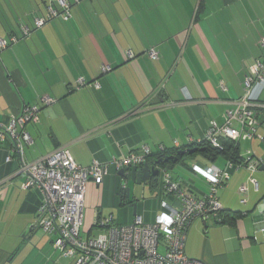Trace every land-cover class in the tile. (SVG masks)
<instances>
[{
	"label": "crops",
	"instance_id": "crops-1",
	"mask_svg": "<svg viewBox=\"0 0 264 264\" xmlns=\"http://www.w3.org/2000/svg\"><path fill=\"white\" fill-rule=\"evenodd\" d=\"M71 12L69 20L54 18L0 52V122L8 124L27 104L42 105L43 96L56 99L42 106L37 124L27 126L33 141L26 158L68 146L80 165L109 163L102 182L87 184L91 231L96 215L105 217L103 208L118 205L122 180L116 160L143 145L153 154L189 145L204 137L211 120L226 121L227 110L244 94L250 66L264 61V0H74ZM0 35L9 36L1 25ZM150 48L161 57L151 59ZM179 58L182 73L174 81L177 71L171 69ZM79 78L87 85L77 88ZM255 111L264 125V89ZM248 149L264 158V140L241 142L240 154ZM10 153V140L1 142L0 264H60L51 238L39 237L31 227L43 194L22 189L20 162L7 161ZM193 162L224 166L225 158L200 154ZM188 168L192 174L180 169L184 172L178 179L172 172L173 178L196 194L206 192L207 183L198 185ZM249 176L245 168L233 171L219 191L224 223L210 217L192 224L189 257L205 264H264V165L253 173L258 187ZM243 184L245 195L239 192ZM163 198H157L156 213ZM155 212L150 216L137 208L145 222H152Z\"/></svg>",
	"mask_w": 264,
	"mask_h": 264
},
{
	"label": "built area",
	"instance_id": "built-area-1",
	"mask_svg": "<svg viewBox=\"0 0 264 264\" xmlns=\"http://www.w3.org/2000/svg\"><path fill=\"white\" fill-rule=\"evenodd\" d=\"M57 17L64 20L72 17L69 0L51 2L44 14L34 17L33 26L22 22L19 35L0 36V52ZM260 45L264 51V36L261 37ZM128 55L134 56L131 51H128ZM148 55L157 60L160 51L150 48ZM108 70L109 66H103L104 72ZM243 84L244 94L227 110L226 121L219 124L211 120L204 137L196 142L206 141L222 150V139L236 144L254 139L264 140V134L260 133L264 125L255 111L264 89L263 60L257 59L250 66ZM84 85H87L85 80L79 78L76 87ZM94 86L98 88L99 84L95 83ZM222 88L227 89L224 83ZM55 101L53 97L43 96L42 105L27 104L19 113L12 115L8 124L0 122V143L5 140L11 142V153L6 159H17L20 162L19 171L24 176L22 189L37 188L43 194L31 227L48 235L54 250L62 257L71 258L73 264H205L186 253L190 227L198 219L206 221L215 217L221 220L220 213L224 208L219 191L227 185L233 171L247 169L250 172L248 181L258 187L253 173L264 165V158L255 156L248 149L238 162L228 158L224 166L215 163L201 166L193 162L192 171L208 185V190L201 194L182 186L167 167L160 166L164 198L152 222H145L142 217L136 216L131 223L120 224L113 215L99 217L97 214L94 227L104 228L105 232L92 236L89 234L91 230L89 236L85 237L83 226L87 184L90 180L102 182L110 173L109 163L93 160L88 166L80 165L68 146H59L33 161L26 158L25 148L33 141L27 126L37 124L42 106L52 105ZM175 143L178 144L177 141ZM151 153L150 147L143 145L140 151L130 152L116 160L117 168L120 170L126 166L143 165L148 162ZM247 191L245 184L239 187L241 194L245 195Z\"/></svg>",
	"mask_w": 264,
	"mask_h": 264
},
{
	"label": "trees",
	"instance_id": "trees-1",
	"mask_svg": "<svg viewBox=\"0 0 264 264\" xmlns=\"http://www.w3.org/2000/svg\"><path fill=\"white\" fill-rule=\"evenodd\" d=\"M54 1L55 0H0V25L9 36L19 35L20 24L22 22L28 24L29 26H33L34 17L36 15L44 14L43 11L45 8H47L49 2L51 3ZM69 1L71 4H74V0ZM256 115L258 114L256 113ZM222 142L224 145V149L222 150L211 146L206 141H201L199 143L193 142L189 145L175 147L169 150L163 148L160 149L156 154L151 153L148 161L151 163L160 161L158 166L167 167L170 171H172V168L176 164H184V157H193L195 159L198 154L213 160L219 156H223L225 160L231 158L238 162L241 159L240 144H236L235 142L228 139H222ZM189 148H197V151L192 155L179 156V161H166V158L169 156L177 155L179 150H188ZM159 182L156 180L155 186H158L159 183L160 193L162 194L161 179ZM223 212L224 210L220 213L221 220H217L220 224L226 221L227 215L223 216Z\"/></svg>",
	"mask_w": 264,
	"mask_h": 264
},
{
	"label": "rangeland",
	"instance_id": "rangeland-1",
	"mask_svg": "<svg viewBox=\"0 0 264 264\" xmlns=\"http://www.w3.org/2000/svg\"><path fill=\"white\" fill-rule=\"evenodd\" d=\"M217 1L218 2L222 1L223 3L226 2V0H217ZM243 17H245V19H247L246 16H243ZM243 17L241 16V17H239V19L243 20L244 19ZM172 65L173 64H171V67H172ZM182 68H183V62H182V59L179 58L177 65L175 64V66L171 69V71H173L172 73L177 71V73L174 75L175 76L174 81H175V79H177L180 76V73H182ZM197 156H199V154ZM190 165H191V161H185L184 164L175 167V170L171 171V172H173L174 177L176 179H178V175L180 174V172H184V170L186 172H188V174H192L191 170L188 168ZM180 169H184V170H180ZM118 176L122 180V182L120 184V192L118 195V205L116 206V209H114V208L110 209L108 207L103 208V213H104L105 217L109 216L110 214H113L115 221L120 222L122 224L130 223L134 219L135 216L133 215V209L131 207H129L130 201L125 199L123 201L124 204H122V205L120 204V198H121L122 193H123V189H122L123 187H129L131 189L132 199L133 198L137 199L138 211H141V212L144 211L148 215L153 216V214L156 210L157 198H160V196L162 195L160 193V188H159V183H160L159 181H160L161 176H159L157 178V181L159 183H158V186H155V187H152L149 184L148 185H145V184L138 185V184L134 183L133 181H128L127 179L121 177L119 174H118ZM197 177H198L196 179L197 184L201 185V186H205L206 181L198 175H197ZM115 186H116L115 182L112 183L111 187L114 188ZM112 211H113V213H112ZM91 227H92V221L90 220V217H89L88 213L86 212L84 231H83L85 237L89 236V234L92 236H96V235H99L100 233L105 232L104 228L94 227L92 230V233L90 232L88 234ZM36 230H37L36 233L39 234V237H42L43 234L46 235L41 230H38V229H36ZM54 253L56 254V260H59L60 264H73V260L71 258L62 257L55 250H54Z\"/></svg>",
	"mask_w": 264,
	"mask_h": 264
},
{
	"label": "water",
	"instance_id": "water-1",
	"mask_svg": "<svg viewBox=\"0 0 264 264\" xmlns=\"http://www.w3.org/2000/svg\"><path fill=\"white\" fill-rule=\"evenodd\" d=\"M203 149V148H202ZM197 151V148H189L188 150H179L177 155H171L166 158V161L174 160L179 161V156L185 155H192ZM194 158L184 157L183 160L185 161H192ZM160 161L156 163H151L150 161L144 163L143 165H133V166H126L118 170V174L127 179L128 181H133L134 183L140 185H151L152 187L155 186L157 178L160 176V168L158 166ZM123 193L120 198V203H123L125 199L130 201L129 207L133 209V215L137 216V199H132L131 189L129 187H123Z\"/></svg>",
	"mask_w": 264,
	"mask_h": 264
},
{
	"label": "bare ground",
	"instance_id": "bare-ground-1",
	"mask_svg": "<svg viewBox=\"0 0 264 264\" xmlns=\"http://www.w3.org/2000/svg\"><path fill=\"white\" fill-rule=\"evenodd\" d=\"M218 222V221H217Z\"/></svg>",
	"mask_w": 264,
	"mask_h": 264
}]
</instances>
